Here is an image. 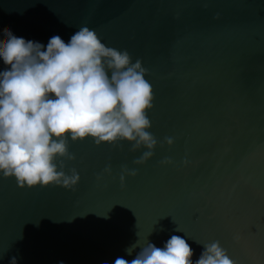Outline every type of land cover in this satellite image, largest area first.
Here are the masks:
<instances>
[{
  "label": "water",
  "instance_id": "1",
  "mask_svg": "<svg viewBox=\"0 0 264 264\" xmlns=\"http://www.w3.org/2000/svg\"><path fill=\"white\" fill-rule=\"evenodd\" d=\"M82 26L142 61L158 145L137 166L145 149L127 142L70 141L74 190L0 178V264H113L172 235L193 260L219 241L236 264H264V0H0V39L67 42ZM124 165L137 175L122 185Z\"/></svg>",
  "mask_w": 264,
  "mask_h": 264
},
{
  "label": "clouds",
  "instance_id": "2",
  "mask_svg": "<svg viewBox=\"0 0 264 264\" xmlns=\"http://www.w3.org/2000/svg\"><path fill=\"white\" fill-rule=\"evenodd\" d=\"M0 61L5 66L0 70V178L14 179L20 188L74 190L81 176L75 168L71 174L64 170V160L75 159L70 141L127 142L133 152L145 149L133 161L137 166L154 156L158 140L150 131L154 95L147 70L127 50L107 46L95 30L82 26L67 42L54 35L45 45L7 29ZM165 142L171 147L174 139ZM104 172L110 175L111 166ZM136 175V168L122 166L121 184ZM137 248L133 259L117 257L113 264H236L219 241L203 244L195 260L181 235H172L163 247L136 242L125 252L132 256ZM9 264H19L18 259L13 256Z\"/></svg>",
  "mask_w": 264,
  "mask_h": 264
},
{
  "label": "snow or ice",
  "instance_id": "3",
  "mask_svg": "<svg viewBox=\"0 0 264 264\" xmlns=\"http://www.w3.org/2000/svg\"><path fill=\"white\" fill-rule=\"evenodd\" d=\"M112 146H116V147H123V145H112Z\"/></svg>",
  "mask_w": 264,
  "mask_h": 264
}]
</instances>
